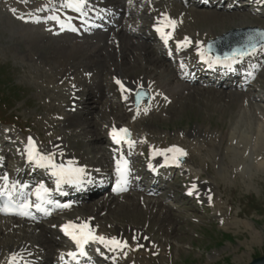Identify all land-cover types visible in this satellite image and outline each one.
Here are the masks:
<instances>
[{
    "label": "rangeland",
    "instance_id": "obj_1",
    "mask_svg": "<svg viewBox=\"0 0 264 264\" xmlns=\"http://www.w3.org/2000/svg\"><path fill=\"white\" fill-rule=\"evenodd\" d=\"M121 1L124 2L123 4L127 7L128 12L126 14L121 12V14L116 17L117 19L112 28H123L128 30L127 32L131 39L130 43L133 45L131 49L127 47L128 54L129 52L138 53L140 51L139 47L133 42L142 45L146 44L148 40L151 43L146 53L147 58L153 64L161 66V69L168 67L176 72V70L172 68L176 66V64L172 63L173 61L171 57L168 56L166 49H159L158 46H156L158 42L154 39V35H156L157 32L152 27V22L150 21L153 18L152 14L159 13L158 10L161 8L160 5H166V3L161 2V4L158 6L156 5L153 10L152 7L155 3H143L142 0ZM242 1L243 0H206L205 2L212 4L213 7L214 5H219L220 9L218 10L209 8L215 10V14L222 13V11H219L222 8L234 6L241 10L244 17L257 20L262 19V21H264V9L261 12H255L252 10L253 7L242 5ZM39 3H41V0H0V162L1 167H3L2 170L6 174H12L21 164L22 158L19 154V150L22 148L21 139L23 140L35 133L38 138L64 133L65 136H67L66 139L68 138L67 141L70 147L74 146L73 143L77 140H80L83 145L89 141H93L92 143L94 146L93 144L92 146L94 148L96 146V150L93 151L92 154H87L83 146L81 148L78 147L79 150L77 152L79 156L90 157L91 155V157H95L96 159L100 156L109 157L110 151L108 146L110 135L107 128V121L109 118L114 119L117 114L123 113L126 108L124 102L120 100V93L122 91L121 86L117 84L113 78L114 75L110 71L111 66L109 60L104 67L98 66V68L95 67L92 71L78 67V69L72 70L69 79H58L59 65L56 62L59 61L55 56L60 55L64 49L60 47L57 51L55 47H48L42 50V45L47 46L49 43H57V41L61 39L65 40L69 46L77 40L84 44L91 43L95 39H98L99 36H102L100 35L102 29H96L76 39L72 37H65L67 38L65 39L61 36L55 39L49 36L48 33H43V37L42 31L44 29H42L41 24L23 21L19 17V13L25 12L32 6H37ZM96 3L97 2H94V4ZM181 3L183 9L194 5L193 0H184ZM137 8L139 11L141 10L140 14L144 17L143 19H140L141 15L137 12ZM205 8L207 7L197 6V9L203 10ZM249 8H251V10H249ZM186 10L190 12L195 11L194 9ZM206 11L208 12L210 10ZM226 13L230 14L231 12ZM170 15L177 17L175 11H171ZM188 15L189 14L185 12L183 17L190 18ZM148 16L151 18L146 20L145 18ZM192 16L193 20L188 21L187 24L185 23L181 28L182 31H179V28L177 29V32H179L177 40L181 39V33H185L186 31V33L189 32L192 34V31L198 29V26H203V24L199 25L198 22L194 21L196 19L195 15ZM212 16H207V18H211V22H220L217 24L223 26V35H226V32L233 28L243 27H234L232 25V21L235 22L236 20L235 18L230 20L224 17L225 15H220L219 17L216 15V18ZM200 17L201 15H199V18ZM220 17H223L221 21L219 20L221 19ZM132 23L138 25L131 27ZM210 25L211 24L208 26ZM261 25L263 27L258 26L259 29L264 30V23ZM214 28L216 27L214 26ZM108 32L109 30L107 33ZM144 33L149 34L150 37L144 35ZM141 38H145L146 40ZM103 42L102 40L100 43ZM146 46L147 44L145 47ZM85 50L81 51L82 55L78 57L80 60L74 59L72 64L81 66L82 63H86L96 57L84 55L88 52ZM108 50L109 48H106V52ZM40 52L46 55L47 60L41 59L42 55ZM209 53L214 54V52ZM105 56L108 55L105 54ZM127 59L131 62L133 60L130 56L129 58L126 57V60ZM262 60H264V58H262ZM189 63L195 64V62L191 61ZM244 66L245 65H243V67ZM150 67L152 68V64ZM152 75L155 77L156 71ZM152 75L151 77H153ZM192 75L198 80L202 79V76H198L197 70ZM184 76L186 77V81L180 82L184 84L182 85V90L183 88L185 89L181 91L176 101L172 99L169 105L165 101H162L161 98L156 99L150 94L151 98L149 103L142 104L143 106L138 108L133 106V118L131 121L125 122L129 126L131 125L130 127L134 128L132 132L128 130L130 138L134 137V133L140 128H147L150 132L146 135L143 142L138 143V147H142V149H140V156H137L136 159L130 163V168L134 170L133 179L137 180L140 187L138 189L132 187L124 200L130 199L131 195L144 188L148 190L152 189L151 196L144 194L146 197H150L153 200L163 197V202L168 208L170 207L172 214H170L171 216H167L166 222L164 221L161 224L166 225L168 228L172 226L176 227L171 237L166 239V237L160 235L157 231L155 232L157 228L155 218L149 215L150 211L146 208L140 212V216L143 217L141 220L139 215L134 217L132 213H130L133 207H128L129 205H127V208L126 206H124L125 208H119L118 213L113 212L112 214H107L106 208L99 206L98 209L100 212L105 213L104 215H113L104 219L113 221L114 224L116 223L119 226H124L127 224V221H133V219L139 224L150 223V232H154L152 233L153 235H151L153 240H158L160 243H164V245L163 247L161 246V251L159 250L157 255H152L144 251L142 253V260H145V264H249L252 259L264 256V171L256 168L259 164L261 165V163H264V160L262 161V157L259 159L260 156L253 157L247 154L249 149L244 152L242 148H245V144L238 143L241 139L237 138V134H235L236 136L233 138L230 135L233 127H235V121L237 120V118L234 117H237L240 111L239 104L235 102L237 100L235 94L241 91H248L249 87H242L239 79H229L226 80V82L231 83V86H223L222 89L226 90V92H223L225 95H222L220 94L222 92L221 90V92L216 90L219 89V80H210L211 78H206L205 80L209 83L206 85L200 81L196 83L189 82L191 75L184 74ZM87 77H90L88 83L82 84L81 81ZM258 78L260 79V77ZM72 79L77 80L76 86L79 89L78 100L75 106L71 108V103L69 101L68 104L67 99H65V104L63 103L64 105L60 106L61 97H70L72 93L71 87L69 86ZM186 83L189 85H186ZM228 94L233 95L232 101L221 100V97H225ZM159 100H161V102L157 108L156 102ZM221 101L227 103L223 114H221L219 110ZM151 102L153 109L152 107L149 108ZM257 103L264 107V102L257 101ZM162 108H165V110ZM68 113L81 117V121H83L82 124H65L66 126L63 127L60 124L62 122L59 120V117H65ZM261 119L263 120V118ZM50 124L55 127H49ZM195 128L205 129L208 132H215L218 137L221 135V132H223L224 136L226 134L227 137L225 136L223 138L219 146V142L214 141L213 138L203 137L201 131L197 132L199 136H196L198 138H192L186 133L192 132ZM80 129L95 131L97 138L83 134L80 135ZM209 139H212L216 146H214V148L209 147L207 152L204 149L208 147H206V143L204 144V142ZM147 140H153V142L158 141L162 146L168 143L181 142L184 149H190L189 152L191 156L194 154L196 158L205 156L202 159L207 161L206 165L208 164V167L204 168L201 165L198 166V163L193 165L189 159V155H184L178 157L180 163L179 168L170 167L165 169L164 174L166 178H168V181H155L148 176V172L145 173L147 166L146 162L149 158L148 145H144V142ZM181 140H185V144ZM250 146L251 144L248 143L246 148H250ZM227 148L233 150L236 154L242 151L241 153H245V160L237 161L238 163L236 164V162H232L228 156L223 158L222 155H226L229 151ZM258 150L260 152L258 154L264 152V150ZM252 152V154H254V151ZM13 155L15 157H13ZM16 160L17 162H15ZM11 163H13L14 166H12ZM231 163H235L234 165L236 166H233ZM100 166L103 171H107L106 164H101ZM183 169L186 170L185 174L182 173ZM16 178L20 181L24 180L25 183L31 182V170H23ZM196 181H210L214 184L219 183L218 185L220 186L221 193L216 191L214 194L212 192L213 196H210L208 200L202 201L201 196L194 193L189 194L192 184ZM209 184L211 185V183ZM93 186L95 185L92 184L91 187H88L80 194L69 197L73 203H76V206L70 209L61 207L59 211L53 213L51 218L44 220L40 219L38 223L30 221L21 222L20 217L0 215V218L5 220L4 218L8 217L11 219L12 223H20V226L18 225L20 228L17 227L12 230L14 233L21 234L22 231L25 230L32 231L38 229L35 231V234L33 233V235L29 237L31 242L33 240L41 242L42 236L55 239L57 244L50 248H52L54 254H58L64 249L65 240L54 231V223L58 220L64 221L69 218L71 214L73 215V213H79L80 209L78 207H82V205L84 207L88 205V210H90V208L95 210V205L92 204V202L101 199L102 190H93ZM107 186H109V183L106 184V187ZM221 186L224 189H222ZM226 186L230 187L228 188L230 191L225 188ZM97 187V189H101L100 186ZM212 187L211 185V189L213 190ZM120 199L118 200L120 201ZM124 200H121L119 204L124 202ZM110 204L115 207L117 206L113 201ZM137 205L140 207L138 203ZM226 210H228V212H226ZM80 213L82 212L80 211ZM157 213L156 211L155 217H157ZM116 215L117 217H115ZM102 217L100 216V218H98L99 221L101 219L100 222L105 221ZM145 220L148 222H145ZM7 233L9 235L13 234L10 232ZM2 236L3 235L0 234V239H2ZM40 247L42 248V245H40ZM47 249L48 248H45V251ZM133 251H131V253L133 252L132 254L135 253V250ZM93 255L97 257V264H108V258L111 260L110 264H116L117 262H114V260H121V255H119L120 257L111 255L105 246H98ZM54 263L55 261L52 262V264ZM120 264H133V261L128 259L125 260L124 258V260H121Z\"/></svg>",
    "mask_w": 264,
    "mask_h": 264
},
{
    "label": "bare ground",
    "instance_id": "obj_2",
    "mask_svg": "<svg viewBox=\"0 0 264 264\" xmlns=\"http://www.w3.org/2000/svg\"><path fill=\"white\" fill-rule=\"evenodd\" d=\"M94 2L97 3L94 4ZM142 2L152 3V4L155 3V5H153L152 7L153 10L154 7H156V5L157 6L160 5L161 2L166 3V5L165 4H163L162 6L160 5L161 8L158 10L159 13H153L152 14L153 18L150 21L152 22V25L156 27V29L159 28L163 30V35L161 31H158V34L155 35L154 39L160 44H165L168 47V49L171 47L174 50V54L176 58L175 60L177 65L172 68H174L176 72H174L172 69L168 67L161 69V66H159L158 64H153L147 58L146 53L148 52L149 50L148 48L151 43L148 40L146 43L147 48L145 47L146 44L139 45L138 43L133 42L137 45V47H139L140 51L138 53L129 52L128 54L127 47L129 49L133 48L132 43H130L131 39L129 38V33L127 32L128 30L123 28H116V29L112 28L115 24V20H113V18H116L118 15L121 14V12H123V14H126L128 12L127 7L123 4L124 2L121 0H87L86 5L80 11H76L73 8L65 7L66 0H41V3H39L37 6H32L27 11L19 13V17L23 21H29L34 24H41L42 29H44L42 31V35L43 33H48L49 36L55 39H58L57 37L60 36L64 38L65 37H72L74 39L78 38L76 34L72 33L74 28H77L80 31L81 34L80 37L94 30L92 29L94 26H99V27L103 26L104 29L108 28L107 30L101 32L100 35L102 36H99V38L96 37L98 39L94 38L95 40L93 42L90 41L91 43L84 44L83 42L80 41L78 42L77 40L76 42L74 41L71 46H69L65 40L61 39L58 40L57 43H49L47 44V46L42 45V50L48 47L49 48L55 47L57 51L60 47L64 49L60 55L55 56L59 61L56 62L59 65L58 66L59 80L66 78L69 79V77L72 74V70L76 68L78 69V67L86 68V70L92 71L95 67L98 68V66H103V67L106 66V63L109 60L111 69L110 68L108 69H110L111 73L114 75L113 78L115 79L117 84L121 85V90L124 91V92L121 91L120 93L121 94L120 100H122L126 106L125 111L121 114H117L114 119L108 117L109 120L107 121V128L111 137L113 136L114 128L118 131L122 127H126L131 132L134 131V128L130 127L131 125L129 126L125 122L131 121V119L133 118L134 110L132 104V94L138 88L147 90L148 92H150L151 95L154 96V98L156 99L161 98L162 101H165L166 103L169 104L172 101V99L173 101H176L181 91L185 89L183 88L182 90V85L184 84H182L181 82H184L186 80L184 79V76L181 75V73L190 75L192 71L196 68V66H201V67L203 66V68H205V70L209 72L208 74H215L216 77L219 76L218 79L225 80L226 78L229 79L238 78L239 80H241L242 87H249V88L248 91L245 92L241 91L235 94L237 96V98L235 96V98L237 99L235 102L239 104L240 111L237 117H234L237 118V120L235 121L236 122L235 127H233V130L230 133V135L233 138L236 136L235 134H237V138L241 139L238 143L245 144L244 145L245 148L244 149L242 148V150H244L245 152L247 149H249V152L247 154L253 157L260 156L259 159H261L262 157V161H263L264 152H262L263 154L262 153L258 154L260 153L258 149L262 151L264 150V112H263L264 107L260 106L257 103V101L264 102V60H262V58H264V45L251 51L244 58L237 55L234 58L224 60V59H219L216 55L208 54L207 52H205V44H208L209 42H211V40L218 42L217 40H223L230 36L229 33L223 35L222 33L223 26L218 25L220 22H211L210 20L211 18H207V16L209 17L213 15L212 17L216 18V15L218 17L220 15L222 16L225 15L224 17L229 18L230 20L235 18L236 19L235 22L232 21V25L234 27H239V26L263 27L261 24L264 23V21H262V19H260L261 20L260 21L254 18L253 19L246 18L244 17V14H242L241 10L234 6H231L230 8H222L221 10H219L222 11V13H217V14H215L214 12L215 10L220 9L219 5H214V7L213 5H206L207 8L203 10L197 9V6H203V4H201L202 0H195L194 6L186 8L190 10L194 9L195 10L194 12H190L189 10L183 9L181 5L182 4L181 0H174V1L173 0H142ZM247 3L251 5H257L258 6L257 10H259L261 6V4L259 5V3L264 4V0H251L250 2ZM209 8H214L215 10L213 9L211 10ZM136 10L140 14L141 10L139 11L138 8ZM206 10H210V11L207 12ZM171 11H175L177 17L171 16L170 15ZM185 12L189 14L188 17L190 18L183 17ZM226 12H231V13L228 14ZM192 15L196 16V19L194 17L195 19L194 21L198 22L199 25L203 24V26L199 27L197 25L198 29L193 30L192 34L189 32L186 33V31L185 33H181L182 34L181 39L177 40L176 42H172V40L167 37L170 28L167 25V21L165 20V17L176 21L173 37L177 38L179 32L176 31V28H179V31L180 30L182 31L181 29L182 26L185 23L187 24L188 21L193 20ZM199 15H201L200 18ZM52 17H56V19H52ZM143 18L144 17L141 15L140 19ZM150 18L151 17L148 16L145 19L149 20ZM222 18L221 19L218 18V19L221 21ZM108 22L110 24H107ZM87 24H89L90 28H86ZM209 24L211 25L208 26ZM134 25H138V24L132 23L131 27ZM214 26L216 28H214ZM108 30L109 32L107 33ZM144 35L149 36V34L146 33H144ZM141 39L146 40L145 38H141ZM102 40L104 42L100 43ZM188 40L192 41L190 45H187L185 43ZM106 48L107 49L109 48L107 52H106ZM84 50L86 52L88 51L86 54L83 53L84 55H92L96 57H94L92 60H89L86 63H82L80 61L82 63L81 66L80 65L77 66L78 64H72V61L74 59H79L78 57H81L82 55L81 51ZM189 50H192V52H190ZM105 54H107L108 56H105ZM41 55H42L41 58L42 60H47V57L44 53H41ZM129 56L132 57L133 59L132 62L129 59L126 60V57L129 58ZM187 59H189L190 61L197 60L195 62L193 69L188 65ZM219 63H222V66L226 65V67L219 70L218 69ZM151 64H152V68L150 67ZM244 64L245 66L243 70L241 71L239 70V72H235V70H238L240 66ZM155 71H156V75L154 77L152 74ZM151 75L153 77H151ZM258 77H260V79ZM89 78L90 77L83 79L81 81L82 84H87ZM199 81L206 85L209 84L207 83L205 78H202ZM76 82H77L76 79H72L70 81L69 86L71 87L72 93L70 97L69 96L61 97L59 104L60 106H63L65 104V99L68 100L67 101L68 104L70 101L71 103L70 108L75 106L78 100V92H79V89L76 86ZM187 84L188 83H186V85ZM218 84H220L218 87L219 89L216 90L218 91L221 90L222 92L220 91L221 92L220 94L225 95L223 92H226V90L222 89L224 83H220L219 81ZM232 97L233 95L228 94L225 97L224 96L221 97V100L232 101ZM238 97H239V101H238ZM152 102L150 103L149 108L152 107L153 109ZM160 102L161 100L156 102L157 108L159 107ZM253 102H255L256 104ZM226 104H227L226 102L224 103L223 101H221V104L219 106V110L221 111V114L224 113ZM142 106L143 105H141L140 107ZM162 109L165 110V108ZM261 118H263V120ZM59 120L62 122L60 124L63 127L66 126L67 124L75 125V124H82L83 122L81 121L82 120L81 117L74 116L70 113H68V115L65 117H59ZM53 126L52 124H50L49 127L53 128ZM198 131H201L203 137L213 138L214 141L219 142L218 143L219 146L223 141V138L226 136V134L224 136L223 132H221V135H219L218 137L215 132H211V131L208 132L205 129H196V128L193 129L192 132L189 133L186 132V133L192 138L193 137L198 138L197 137L199 136L197 133ZM149 132L150 131L147 128L138 129L134 133V137H132L127 144H123L121 142L113 144L111 145L112 153L110 154L109 157L100 156L97 159L95 157H91V155L90 157L79 156V153L77 152L79 150L78 147L81 148L83 146L84 151L87 154L88 153L92 154L93 151L96 150V146L95 148L93 147L94 144L92 143L93 142L92 140H91L92 142L89 141L85 145H83L80 140H77L75 141V143H73L74 146L70 147L67 141L68 138L66 139L67 136H65L64 133H57L51 136H47L45 138H38L36 133L34 135H29V137L24 138L23 140L21 139L22 148H20L19 154L22 157L23 162H21V164L12 174H6L2 170L1 162H0V190L7 188V191L13 193L11 198L14 201L18 202L19 205H24L29 203L32 205L30 208L26 210L29 213L28 215L20 214L21 222H23V221H27V218H31V216H36L39 219L51 218L54 212L60 210V207L58 206L60 200L58 197L59 195L63 196L62 194H64L65 192H69L72 196H74L80 194L82 191H84V189H87L93 183H95V185H102V189H103V187L106 186L105 182L111 180L112 184L115 187L113 189L107 188L106 192L102 190L101 199L92 202V204L95 205L96 208L95 210L94 209L92 210L91 208L90 210H88L87 209L88 205L87 207H84L83 205L82 207L81 206L78 207L77 205V207L80 209L82 213H80L79 211V213H75V214L73 213V215L71 214L69 218H67V220L64 221L58 220L53 225L54 231L65 240H71L72 237L68 235V233L65 231V226L71 224V225H76L78 227L81 224H87L89 228L94 230V234L96 236H102L106 240L115 238L118 241L126 242L127 246L121 248H115L110 244L101 243L99 240H94L92 241V243H95L96 245L101 244L103 246H106L107 250L110 251L112 255H114L115 257L121 255V260H124L125 258V260L127 259L132 260L133 264H145L144 263L145 260H142L143 258L142 253L145 251L151 253L152 255L153 254L157 255L158 251L159 250L161 251V246L163 247L164 245V243L162 244L156 239H155L156 241L153 240L151 235H153L152 233L154 232H150V228H151L150 223L145 220V222L148 223L139 224L135 222V219H133V221L131 220L127 221V224H125L124 226H119L116 223L114 224L113 221H108L105 220L104 218L113 216V215L107 216V214H112L113 212L118 213L119 208L124 206H126L127 208V205H129L128 207L130 206L133 207L131 208L132 210L130 213H132L134 217L138 215L140 216V212L144 210V208L148 209L150 211L149 215L155 218V224L157 226L155 232L157 231V233L166 237V239H169L172 235V232L175 230L176 228L175 226L168 228L166 225L161 224L167 219V216H171L170 214H172L170 207L168 208V206H166L165 203L163 202L164 198L161 197L157 200L156 199L153 200L150 197H146V195H144L147 194L151 196L150 194L152 189L148 190L144 188L141 191H138L137 193L131 195L130 199L124 200L126 195H128V191L132 187L134 189L136 188L138 189L140 187L137 180L132 179L133 171L130 167H127V175H129L130 179L126 181V186H125L126 190L124 191L116 190L118 186L117 184L119 182L121 183V180L119 179L118 176L119 173L117 172V168L123 167L125 162L127 163V165H129L130 162L136 159L137 156H140L141 153L140 149H142V147H138V143L143 142L144 138ZM82 134L86 136H91L93 138H97L96 137L97 134H95V131L94 132L85 131L80 129V135ZM181 141L185 144V140H181ZM214 141H212V139L206 140L204 144L206 143V147L208 148L204 150L208 152L209 147L214 148V146H216ZM30 142L35 146V149L39 153V155L51 157L52 162L57 167L63 165L65 168L82 169L83 171L82 173L79 174L78 177L71 178L73 180H78V182H69V177H64L63 180H61V177L53 174L54 171H56V169H54L50 165L41 166L40 164H37L35 160H29V162L25 164L26 159H29L28 153H29ZM248 143L251 144L250 148L249 147L246 148V145ZM145 144L148 145L149 148V152H148L149 158L146 163L148 165L146 172L150 173L155 181H164V182L168 181V178H166V175L164 174L165 171L164 168L169 163H173L174 164L173 167L175 168L180 167V164L176 163L172 159L174 154L167 151L169 148H172L173 146L183 149L186 155H189L190 157L189 159L191 160V163L193 165L198 163V166L201 165L204 168L208 167V164L206 165L207 161L202 159L205 156L202 158L201 157L196 158V155L192 152L195 155L196 158L195 159L194 155L193 156L190 155L189 152L190 149L189 150L184 149V147L181 145V142L168 143L165 146H162L158 141L153 142V140L152 141L147 140L146 142H144V145ZM252 151H254V154H252L253 153ZM241 152L242 151H240V153ZM240 153L236 154L233 150H229L226 153V155H222V154L221 155L223 156V158L225 156H228L232 160V162H236L237 164L240 160L244 161L246 157L245 153L244 154L243 153L240 154ZM13 157L15 156L13 155ZM15 162H17V160ZM11 164L12 166H14L13 163ZM101 164H106L107 171H102V169H100ZM234 164L233 166H236ZM259 165L256 168L264 171V163H261L260 166ZM24 169H33L32 184H26L24 181H20L18 178H16L17 175L21 173ZM38 171L41 173V175L37 174ZM185 172L186 170L183 169L182 173L185 174ZM94 175H96V177ZM5 176L8 177L7 181L3 179ZM48 182L52 184L51 186L53 189L51 191H47V195L45 199L51 201V203L53 204L51 206L46 205L44 214L40 215L32 209L33 206L36 204V202L33 201V198L36 196L35 195L36 190L41 185H43L48 190ZM209 183H211V185L213 186L212 187L213 190L211 189V185ZM13 184L15 185V190H13L12 188ZM218 184L216 183L214 184L213 182L210 181H196L192 184L189 190V194L194 193L198 196H201L202 201L208 200L210 196H213L212 192L214 194L216 191L221 193V189ZM225 188L228 189L230 187L226 186ZM222 189L224 188L222 187ZM95 190H97V188ZM118 199H120V201L124 200V202L119 204L120 201ZM112 201L115 204H117L116 207L110 204ZM137 203L140 205V207L137 205ZM66 205H68V207L65 208L70 209L76 206V203L73 202L71 203L70 201H67ZM99 206L106 208L108 213L104 215L105 213L100 212L98 209ZM23 211H25V209H23ZM156 211L158 212L157 217H155ZM226 212H228V210H226ZM100 216L101 217L105 216L102 217L105 221L100 222L101 219L100 221L98 219L100 218ZM115 217H117V215ZM4 219L5 220H2L0 218V234L3 235L2 239H0V264H41V263L52 264L53 261H55L54 264H68L67 254L73 252V250L69 251L66 254V249H71V246L67 245L65 246L63 251L59 252L58 254H54L52 248L50 247L57 244L55 239L48 236H42L41 242L36 240H33L31 242L29 237H31L33 233L35 234V231H37L38 229L32 231L25 230L22 231L21 234L14 233L12 232V230L17 227L20 228L19 227L20 223H12L11 219L8 217L7 218L5 217ZM141 219H143V217L140 216V220ZM75 230L77 231V229ZM69 231H73V229L70 228ZM7 232L13 234L9 235ZM40 245H42V248L40 247ZM45 248L48 249L45 251ZM133 250H135L134 254H132L134 252ZM131 251L133 252L131 253ZM121 260H114V262H117L116 264H120ZM108 262H109L108 264H110L111 262L109 258H108ZM81 264H96V263L94 260H84L83 262H81Z\"/></svg>",
    "mask_w": 264,
    "mask_h": 264
},
{
    "label": "snow or ice",
    "instance_id": "obj_3",
    "mask_svg": "<svg viewBox=\"0 0 264 264\" xmlns=\"http://www.w3.org/2000/svg\"><path fill=\"white\" fill-rule=\"evenodd\" d=\"M87 3V0H66L65 3V7H69V8H73L76 11H80ZM52 19H56V17H52ZM165 20L167 21V25L171 26L173 29L176 26V22L174 20H171L167 17H165ZM158 31H161L162 35H163V30L162 29H157ZM170 35V34H169ZM240 55H243V53H240ZM119 83V82H118ZM128 135V130L127 129H120L118 132L117 130L114 128L113 129V138L114 140H116L117 143H119L121 140L125 139V137ZM168 152L173 153V157L172 159L176 162L179 163V159L178 157H182L184 155H186V153L183 151V149H180L178 147L173 146L172 148H169L167 150ZM29 160H35V162L37 164H40L41 166H48L50 165L51 167H53L54 169H56V171H54V175H57L59 177H61V180H63L64 177H69V182H78V180H73L71 179L72 177H78L80 173H82V169H76V168H65L63 165H60L59 167H57L53 162H52V158L51 157H46V156H41L39 155V153L36 151L35 146L33 144H31L30 142V147H29ZM117 172L120 174L121 176V183L118 184L117 186V191H124L126 190L123 187V184L126 182V175H127V163L125 162L123 167H118L117 168ZM5 181L8 180V177H4L3 178ZM59 182V181H58ZM13 190H15V185H12ZM47 189L41 185L37 190H36V197L38 200H41L45 203H51V201H48L45 199L46 195H47ZM0 195H8L9 198H11V196L13 195L12 192L7 191V188L0 190ZM32 205L29 204H24L22 205L23 209H25V211H22L20 214L21 215H28L29 213L26 211L28 208H30ZM35 207L37 209H41V204H36ZM64 207H68V205H64ZM0 211H7L6 209H0ZM73 229V231H69V229ZM75 229H77L76 225H66L65 226V231L68 233V235H70L72 237L73 240H75L79 246H80V255H85L84 253V245L89 243V241H94V240H99L101 243H106V244H110L112 246H114L115 248H121V247H126L127 244L126 242H121L116 240L115 238H112L110 240H106L104 237L102 236H96L94 234V230L89 228V226L87 224H81L78 227V231H76ZM73 256V258H75V254H70Z\"/></svg>",
    "mask_w": 264,
    "mask_h": 264
},
{
    "label": "water",
    "instance_id": "obj_4",
    "mask_svg": "<svg viewBox=\"0 0 264 264\" xmlns=\"http://www.w3.org/2000/svg\"><path fill=\"white\" fill-rule=\"evenodd\" d=\"M229 34V37L223 40H217L218 42L214 43L229 46V49L225 50L226 52L220 53L217 49L210 47V45L213 44L212 42H209L207 45V50H211L219 56H235L240 53L245 55L264 42V34L257 29L246 28L237 31L233 30L229 32ZM142 99L148 101L149 95L145 91L140 90L136 94L135 104L138 105ZM249 264H264V256L254 258Z\"/></svg>",
    "mask_w": 264,
    "mask_h": 264
},
{
    "label": "trees",
    "instance_id": "obj_5",
    "mask_svg": "<svg viewBox=\"0 0 264 264\" xmlns=\"http://www.w3.org/2000/svg\"><path fill=\"white\" fill-rule=\"evenodd\" d=\"M0 79H1V77H0Z\"/></svg>",
    "mask_w": 264,
    "mask_h": 264
}]
</instances>
